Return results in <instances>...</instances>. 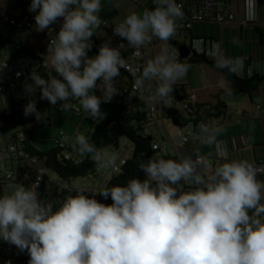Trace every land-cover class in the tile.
Segmentation results:
<instances>
[{"label": "clouds", "instance_id": "obj_1", "mask_svg": "<svg viewBox=\"0 0 264 264\" xmlns=\"http://www.w3.org/2000/svg\"><path fill=\"white\" fill-rule=\"evenodd\" d=\"M154 3L151 10L127 15L113 36L137 51L154 37L169 41L183 16L181 5ZM28 10L35 14L36 31L59 28L45 54L52 73L43 77L34 67L23 83L24 115L44 119L34 98L39 90V98L60 111L77 100L89 118L104 120L101 105L120 94L116 80L127 65L125 44L113 47L110 39L98 54H88L101 25V0H31ZM5 67L0 64V72ZM187 71L163 48L146 62L137 86L155 81V96L170 107L174 86ZM72 146L101 168L116 159L83 134ZM218 156L225 162L211 175L198 170L209 167L203 158L148 157L137 162L144 179L68 196L56 210L40 197L38 182L17 183L0 196V239L27 251L28 264H264V180L257 178L264 168L229 161L226 150ZM96 194L112 203L99 202Z\"/></svg>", "mask_w": 264, "mask_h": 264}, {"label": "trees", "instance_id": "obj_2", "mask_svg": "<svg viewBox=\"0 0 264 264\" xmlns=\"http://www.w3.org/2000/svg\"><path fill=\"white\" fill-rule=\"evenodd\" d=\"M257 1L259 3L264 2V0ZM30 3L31 0H10V5L15 7H29ZM154 7L155 5L149 7L148 10H151ZM24 14H26V12ZM118 15L119 12L115 7L110 6L108 8H104L101 6L99 16L101 20L107 21L108 25H111L112 27L117 25L118 23L116 22V17ZM0 24L2 25V22ZM57 25L52 26V29H56V27H58ZM101 29L108 30V26L95 29V35L92 37L93 47L90 50L91 52L99 49L100 44L97 38V30ZM176 31H179L180 33L182 32L184 35L185 33L183 32H190L191 29H176ZM257 32L262 36L261 44H264V33L260 30ZM2 41L9 43V40L6 38V36L0 32V46L2 45ZM156 41L160 40L153 38L151 42L155 43ZM9 45L11 52L9 53L8 57H10L11 60L8 62H10L12 66L7 75H10L14 70L23 68L28 57L40 58L41 54L44 52L43 49L36 50L25 47L17 48L16 45L11 43H9ZM115 45H117V42ZM169 48L172 49L171 46ZM132 49L133 48L123 51L122 55L125 59L129 56ZM20 55H23L24 57L22 62L18 60ZM238 58L242 61L241 67H237L236 65V60ZM188 61L190 63H203L206 66L215 69L218 73L223 75V77L228 82L229 88L227 93L225 91H220L216 95L217 102L215 105H208V108L198 103L195 105V108L197 109H205L209 116L222 117L225 115V110L227 109L225 103L226 97L247 94L250 96L252 101L253 93L257 91L261 84L264 85V61H259L256 58H251L249 60L239 56H226L223 58H218L215 56H209L207 54L193 53V56L190 57L187 62ZM178 62L182 64L183 60L179 59ZM136 76V74L133 75L131 72L126 71L125 68L120 69V76L117 77L116 81L119 82L123 87H127V90L125 92L124 98L116 95L113 97L110 103H103L101 105L102 111L106 113L104 120H93L89 118L87 114L83 118L82 115L78 116L72 108L69 109L78 117H80L81 120L86 121L88 124L86 137L92 144L96 146L97 149L103 151L109 147L118 148L123 143H127L128 145L129 142L133 145V154L122 166V169L119 171V173L112 175L109 182L106 184L107 186L105 187L110 188L117 185L123 186L126 185V183L132 178L144 179V174L139 171L137 162L140 160H144L146 162L148 157H155L158 152H161L160 150L153 149V143L158 138H156L154 135H149L144 131L146 126V117L143 109L146 100L144 99L145 95L143 93V86H141L139 90H134L132 87L135 80L134 77ZM186 88L187 85L182 83H176L174 86L175 92L183 94L184 96L187 95L185 93ZM20 91V89L17 90V92ZM95 94H101L99 89L95 90ZM26 101V95L25 97L22 95L17 96L16 101L13 97L7 98V104L9 106L6 107V112L0 111V142H5L15 136L16 134L9 136V134L13 131H16L17 134L22 133L24 135L26 138L24 143L26 150L33 157H36L38 162L44 163L45 174L43 176L44 181L43 188H41V197L42 199L51 200L53 203H55V209H57L68 196H75L78 193L89 195L88 192L79 189L70 192L64 189L59 192L58 188H62V186L59 185L58 188H56V191L46 190V187L52 178H58L62 183H71L72 180L78 178L86 179L88 176H92L94 172L96 173L98 166L91 155L77 153V150L72 147L74 139H72L70 146L67 148V152L70 154V159L68 160L64 156V149L60 148L57 144H55L51 149H38L35 146L36 131L41 127L50 125V114L48 116L49 118L44 117L42 121H37L35 117L31 115L26 117L23 113ZM76 101L77 100L71 101L74 103V106ZM197 109H195L196 111L192 114L184 111L180 112L169 109L164 113V117L167 120H171L175 127H183L189 123L196 124L198 119L201 118L197 113ZM229 127L226 128L228 129ZM224 129H220L219 131ZM160 138L162 139L164 137L162 136ZM166 150H168V148ZM262 180H264V177H262ZM9 184L15 185L17 183L4 182L1 179L0 174V196L4 195V186ZM186 189L190 190L191 187H186ZM99 191L100 190H98V192ZM95 198L104 204L112 203L111 197L104 199L99 194H96ZM9 263V261L5 260L4 264Z\"/></svg>", "mask_w": 264, "mask_h": 264}, {"label": "built area", "instance_id": "obj_3", "mask_svg": "<svg viewBox=\"0 0 264 264\" xmlns=\"http://www.w3.org/2000/svg\"><path fill=\"white\" fill-rule=\"evenodd\" d=\"M248 4V14L245 21L242 23L243 26H247L250 22L255 21L256 17L253 11V2L251 0H246ZM176 3L181 5V9L183 14L187 17L186 21L181 23L179 29L187 30L192 29L194 24H226L230 23L235 20V13L226 9L224 0H176ZM155 5V3H154ZM250 11V12H249ZM34 13H26L21 16H7L2 20V24L8 25L10 27H14L16 29L23 30L27 36H31L34 31L35 20H34ZM119 24V23H118ZM56 29H50V33L46 29L44 31V47H43V54H41L40 58L37 57H28L25 61V66L23 68H19L11 72V74L7 75V73L11 70L12 64L8 61L0 60V64L6 62V67L3 69L2 72L4 76L0 77V95L2 97L10 98L13 97L14 93L20 89L22 96L25 97V93L23 90V83L28 77L29 72L36 67V70L39 74L43 77H47L49 74L52 73L50 65L46 63V52L47 47L50 43V39L55 38L56 32L58 31L59 25H57ZM108 22L101 20L100 27H107ZM120 43L125 44V40H122L119 36H117V45ZM170 55L175 59L179 60V56H175L174 50L169 48ZM126 60V68L125 70L131 72L133 75H137L134 77L133 82V89L139 90L141 87L137 86V80L140 77V74L143 70V67L146 65V60L144 58L143 49L141 48L137 51L135 48L132 49L129 56L125 59ZM44 74V75H43ZM30 82V81H29ZM155 81H145L143 85V93L144 99L146 103L144 105V114L146 117V126H145V133L149 135L153 134L154 128H159L164 132L167 131L166 127V120L164 117V113L169 110H177V111H184L187 113H194L197 109L195 105L197 104L196 96L192 94H188L184 96L183 94L176 93L175 90L173 91V99L171 102V106H166L163 104L158 97L155 96ZM116 85L118 89L121 91L118 96L124 98L125 92L127 87H123L120 85L119 82L116 81ZM22 88V89H21ZM56 109L59 110L58 106H55ZM257 110L260 112L261 116L264 118V109H261L259 105L256 106ZM72 109L75 113L80 116L82 115L83 118L86 116V113L78 106H73ZM0 111L6 112V107H0ZM84 112V113H83ZM198 115L201 118L198 119L196 124L189 123L183 127H177L179 131V135L182 137L184 143H188L190 141L194 142H206L210 144H214V134L215 132L219 131L220 129H224L230 126V122L225 118V115L222 117H214L209 116L205 109H197ZM74 135L67 136L64 131H60V133L54 138L55 144H57L60 148L64 149V156L68 160L70 159V154L67 152V148L70 146ZM25 137L22 133H18L13 136L10 140L5 142H0V167L4 165V167L10 166V172H2L1 179L4 182H12V183H22L25 186H28L34 182H38L39 186L37 191L41 197V188H43V181H44V174L45 170L36 171L35 165L39 163L36 157H33L25 147ZM170 141L167 138H158L153 143L154 150L167 149L170 146ZM245 143L243 144V146ZM177 151L179 159L180 156V148L177 145H174ZM242 146V147H243ZM112 154H115L116 159L114 164L110 167L101 168L99 171L97 169L96 173L90 176L88 179L86 186L89 183L95 185L94 187H87L88 190H84L91 193H97L98 190H101L106 184L109 182L110 178L113 174L119 173L122 169V166L126 163L129 157L133 154L132 148L127 145V143H123L118 148H114ZM194 161L197 158H203L207 163L208 160L205 156L199 154L198 152H194L190 156ZM253 166L264 168V158L259 160H255L250 162ZM14 167H16L18 172H15ZM264 177V172L258 173V179L262 180ZM87 179V178H86ZM46 187L47 191H56L58 188L57 179L52 178ZM85 186V187H86ZM186 187H192L187 184L184 185V189ZM83 186H78V188L72 187L71 191L75 190H83ZM66 190L65 187L61 189L58 188V191ZM42 198V197H41ZM46 203H51L53 210L54 204L51 200L43 199ZM6 241L0 239V259L9 262H15L19 260L29 261L30 257L27 251L21 252L15 245L12 244L10 248L6 247Z\"/></svg>", "mask_w": 264, "mask_h": 264}, {"label": "crops", "instance_id": "obj_4", "mask_svg": "<svg viewBox=\"0 0 264 264\" xmlns=\"http://www.w3.org/2000/svg\"><path fill=\"white\" fill-rule=\"evenodd\" d=\"M131 1L135 2L136 6L126 2V0H101V6L104 8H108L110 6L115 7L118 10L119 14L123 13L125 14V17H126L127 15H130L132 13H143L144 10L149 9V7L154 5V0H131ZM251 1L253 2V5H254L253 11H254L256 20L250 22L245 27L242 25V23L245 21L247 14H248V10H249L247 1L246 0H243V1L236 0L235 3L238 6L235 10V8H233L231 4L232 3L231 0H224L226 9L234 12L236 15L235 20L227 24L233 25L237 23L239 25V28H226L227 29L226 31V42H227L226 55L224 56L221 55V50L223 49L220 46V41H218V38L216 37L217 32H215V29L213 28L211 31L212 33L208 35L206 23L205 24L197 23L193 25L191 31L189 32L190 42L192 41V44H193V51L190 57L193 56V53H196V54H205V55L207 54L209 56H215L218 58H223L226 56H239V57H242L248 60L251 58H256L259 61H264V44H261L262 36L259 35L257 32L258 30H260L261 32L264 33V2L259 3L257 0H251ZM8 5L10 6V0L8 1L6 6L8 7ZM26 13H31V12H26ZM118 16L116 17L117 19L116 22L121 23L122 21H119ZM186 18L187 17L183 14L182 18L177 19L178 21L177 24H179L180 26L181 23L186 21ZM201 25L204 26L203 29ZM250 27H254L255 32L252 37L253 39L251 41H247V39L249 38ZM1 29H3L4 31H1ZM104 30H105L104 39L105 41H107V39L111 36V32L107 29H104ZM228 30L229 31L233 30L232 31L233 40L229 39L231 38L230 37L231 32H229ZM22 31L23 30L15 29L8 25L0 24V32L6 36V38L9 40V43L16 45L17 48L25 47V48L36 49V50L43 49L44 43H45L44 31L38 32L34 28L33 34L31 36H27L26 34L23 33L24 31L23 32ZM185 36H187V34H185ZM238 37H239V40L237 39ZM219 38H220V35H219ZM247 42H250V44L248 45ZM9 43L2 41V45L0 46V59L2 60H6V61L11 60V58L8 57L9 53L11 52ZM232 43H235V44L232 45ZM147 44L149 47L148 50L151 49L152 52L150 53L146 51L147 46L144 45L142 47L144 58L146 61L153 59L156 55L160 54L163 48H166L163 41H156L155 43L151 42ZM130 48H133V47L131 46L128 49ZM157 49H159V51L157 54H155V51L153 50H157ZM167 49L169 52L170 51L169 48ZM18 60L22 62L24 60L23 55L22 56L20 55ZM187 63H190V62L188 61ZM192 64H199V65L206 66L203 63H192ZM236 65L237 67H241L242 61L240 64L236 63ZM206 67L211 68L209 66H206ZM189 75L190 74L187 72L186 75L182 79L177 81V83H182V84L187 85L185 93L187 95L193 93L198 99L197 103L207 108H208V105L216 104L217 102L216 95L220 91H225L226 93L228 91L229 86H228V82L226 79H225L226 81L223 82V80H221L220 78L214 77L213 81L210 83L208 82L209 83L208 84L204 82H196ZM3 76H4V73H0V77L2 78ZM15 94L16 93H14V95ZM20 95H22L21 92H19L17 96H20ZM253 98H252V101L250 98V101H251V104L254 106V108H256L257 110V107H256L257 105H254ZM225 103H226V100H225ZM226 106H227V109L225 110V118L230 122V127L228 129L226 128L222 131L215 132L214 144L207 145L205 144V142L203 143V142L190 141L186 143L182 149H180V155H181V152H183V156H181V158L191 156L194 152H198L199 154L205 156V158L208 160L207 164L209 165V167L206 169L203 167H200L198 169H202V173L206 175H211L215 166H217L220 163L225 162L222 158L218 156V153L220 151H224V150L227 151V154H228L227 159L229 161L244 160L250 163L255 160L260 161V159L264 158V123L262 122L261 124L260 122L262 126L260 129H258L257 124H256V120L258 119L259 117L258 114H260V112L257 110V114L254 112H250V111L249 113L247 112L248 110L244 109L242 112V115H239L237 114L236 111L229 110L227 103H226ZM244 143L245 145L243 146ZM248 150H251V153L248 152ZM259 151H260V154H259L260 156L257 155L258 154L257 152ZM15 262L20 263V264H28V261H25V260H19ZM9 264H11V262Z\"/></svg>", "mask_w": 264, "mask_h": 264}, {"label": "rangeland", "instance_id": "obj_5", "mask_svg": "<svg viewBox=\"0 0 264 264\" xmlns=\"http://www.w3.org/2000/svg\"><path fill=\"white\" fill-rule=\"evenodd\" d=\"M9 0H0V23L2 22V20L7 17V16H21L23 13L25 12H30L28 10V7H15V6H6ZM232 1V6L233 8H237V4L235 3L236 0H231ZM243 1V0H241ZM126 2L136 6L135 2L131 1V0H126ZM4 3V4H3ZM120 11V10H119ZM125 18V14L120 13L118 16L119 21H123ZM178 23V21L176 22ZM202 29H203V25H201ZM206 28H207V34L210 35L212 32V29H215L216 33V37L218 38V41H220V46L222 47L223 50H221V55H226V46H227V42H226V28H239V25L237 23L233 24V25H228L226 24H206ZM8 29V28H6ZM179 29V24H177V28ZM108 30L111 32V36L107 39V41L110 39L111 40V46L116 47L117 45H115V43L117 42V36H113V27L111 25H108ZM1 31H4L3 29H1ZM104 29L101 30H97V38H98V42L99 44H103L105 41L104 39ZM229 31V30H228ZM233 30H230L229 32H231V35L229 38L230 40H233V34H232ZM249 38L247 39V41H251L254 35V27H250L249 30ZM23 32V31H22ZM239 32V31H238ZM25 34V32H23ZM185 34H187V36L181 35L182 32L180 33L179 31H176L175 35L172 37V39L179 43V44H183V43H189L190 44V38H189V32H183ZM220 35V38H219ZM239 40V37L237 38ZM237 40V41H238ZM165 47L169 48L170 45L168 43V41L164 42ZM235 43H232V45H234ZM239 44V42H238ZM247 44L249 45L250 42H247ZM145 46H147L146 51L148 52H152L151 49L148 50V44H145ZM129 45H127V41L125 40V48L121 51H124L125 49H128ZM99 50V49H98ZM98 50L94 51V52H89V56L98 54ZM175 56H179L178 52L176 49H173ZM155 51V54L158 53L159 49L157 50H153ZM232 51V50H231ZM146 52V53H148ZM233 52V51H232ZM232 54V53H231ZM22 56V55H21ZM183 60V65H187L188 67V73L190 74L189 76L196 82H204V83H210L213 81L214 77H218L221 80L226 81L225 78L223 77V75L219 74L216 70L212 69V68H207L206 66L203 65H199V64H192V63H187L186 60ZM236 62L238 64L241 63V60L238 58L236 60ZM208 83V84H209ZM19 94V92H17L15 95H13L14 100H17V95ZM94 94H95V90H94ZM254 98V105H260L261 109H264V85L261 84V86L258 87L257 91L255 93H253L252 95ZM40 92L39 90H37L36 94H35V99L37 101V109L43 113L44 117L49 118V114H50V125L49 126H44L39 128L36 131L35 134V146L38 149H51L54 147L55 145V140L54 138H56V136L60 133V131H64L67 136L71 135H78V134H83L86 136V130L88 129V124L86 123V121L81 120L80 117H78L76 114H74V112L67 110V111H60L58 109H56L55 106L50 105V103L47 100H41L40 98ZM226 103L228 105V109L231 111H236L237 114L242 115V112L244 109L248 110L247 112H254L257 114V110L256 108H254V106L251 104L250 98L247 94H239L236 96H228L226 97ZM28 102V98L26 103ZM76 105L79 106L81 109V105L79 104L78 101H76ZM4 106L7 107L9 106L7 104V99L5 97L0 96V107ZM74 106V103L71 102V108ZM249 112V113H250ZM259 117L256 120V124L258 129H260L262 126V122L264 123V118L261 116V114H258ZM263 120V121H262ZM261 122V124H260ZM166 127H167V133L164 132L163 130L159 129V128H154L153 129V134L156 138L159 137H164L167 138L170 142V146L168 148V150L163 149L161 152H158L155 157H160V158H165V159H176L179 160L177 151L175 149L174 145L179 146L180 149L183 148V146L186 144L183 142L182 137L179 135V131L178 128L175 127V125L173 124V122L171 120H166ZM248 128V127H247ZM249 131V130H248ZM17 134L16 131H13L12 133L9 134V136L15 135ZM75 138V137H74ZM73 138V139H74ZM204 143V142H203ZM207 145H211L210 143H206ZM129 147L132 148L133 145L129 142ZM73 147V146H72ZM112 147L106 148L104 149L102 152H106L109 154H112L113 152ZM248 152L251 153V150H248ZM77 153H79L77 151ZM258 156H260V151L257 152ZM81 154V153H79ZM183 156V152H181V155ZM15 172H18L16 167H14ZM35 170L41 171L44 170V163L39 162L35 165ZM98 170H101V167H98ZM199 171L202 172V169H198ZM10 172L11 168L10 166L8 167H3V165L0 168V174H2V172ZM90 176L87 177V179H82V178H78L75 180H72L71 183H62L59 181V179L57 178V185L65 187L66 190L68 192H70L72 190V187L74 188H78V186H83L84 188H82L83 190H88L87 187H94L95 185H93L92 183H89L88 186H86L85 184H87L86 182H88V178ZM7 183H12V182H7ZM189 186H192L190 184H188ZM13 184H9L4 186V195L8 194L9 192H11L13 190L12 188ZM86 186V187H85ZM6 247L10 248L12 246V244L5 242ZM5 261L3 259H0V264H4ZM11 264H20L17 262H11Z\"/></svg>", "mask_w": 264, "mask_h": 264}, {"label": "water", "instance_id": "obj_6", "mask_svg": "<svg viewBox=\"0 0 264 264\" xmlns=\"http://www.w3.org/2000/svg\"><path fill=\"white\" fill-rule=\"evenodd\" d=\"M168 43L173 49L177 50V52L179 54V58L181 60L182 59L187 60L191 56V53L193 51L192 41L190 42V44L189 43L188 44L187 43L179 44L170 38Z\"/></svg>", "mask_w": 264, "mask_h": 264}]
</instances>
